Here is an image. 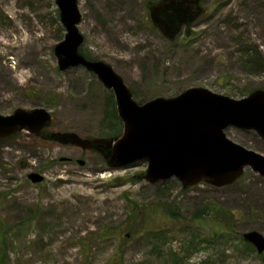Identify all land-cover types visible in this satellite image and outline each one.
Instances as JSON below:
<instances>
[{
	"label": "rangeland",
	"instance_id": "374dc122",
	"mask_svg": "<svg viewBox=\"0 0 264 264\" xmlns=\"http://www.w3.org/2000/svg\"><path fill=\"white\" fill-rule=\"evenodd\" d=\"M168 1L78 0L80 53L110 65L140 105L190 88L233 100L264 91V0H189L199 13L172 40L150 18ZM64 34L55 0H0V115L43 108L52 117L41 137L22 131L1 142L0 264H264L242 239L264 237V178L249 168L222 188L151 185L145 163L109 170L98 153L50 139L122 133L111 91L83 67L58 71L53 48ZM24 37L41 52L25 59L6 46ZM224 134L264 156L255 132ZM33 172L44 181L32 184Z\"/></svg>",
	"mask_w": 264,
	"mask_h": 264
},
{
	"label": "water",
	"instance_id": "95a60500",
	"mask_svg": "<svg viewBox=\"0 0 264 264\" xmlns=\"http://www.w3.org/2000/svg\"><path fill=\"white\" fill-rule=\"evenodd\" d=\"M189 0L168 1V39L192 22ZM197 4V0H194ZM59 22L65 34L53 48L59 72L83 67L102 86L112 92L116 113L122 123L120 137L81 138L75 133H53L50 139L69 144L82 151L98 153L109 170H119L145 163L144 180L157 184L176 179L183 189L202 182L222 188L238 181L246 168L264 178V156L247 150L224 134L228 127L253 131L264 139V91L255 90L240 100L217 95L203 88H190L172 98H156L137 104L122 78L102 61L87 60L80 47L84 38L79 32L81 13L78 0H55ZM160 12V11H158ZM153 25L163 30L157 12L150 13ZM166 34V33H165ZM51 114L43 108L16 109L0 115L1 142L18 132L26 131L41 137L50 126ZM68 159L60 158L63 162ZM77 164L84 162L77 160ZM27 179L35 185L44 181L36 172ZM258 255L264 253V237L257 231L242 234Z\"/></svg>",
	"mask_w": 264,
	"mask_h": 264
},
{
	"label": "bare ground",
	"instance_id": "6f19581e",
	"mask_svg": "<svg viewBox=\"0 0 264 264\" xmlns=\"http://www.w3.org/2000/svg\"><path fill=\"white\" fill-rule=\"evenodd\" d=\"M6 13H10L12 14V20H13V23H14V27L16 29H18V24L16 22V19H15V14H14V11H13V7H8L6 8ZM6 46H11L17 50L20 51L21 53V58H25L26 59V56H28L30 53H39L41 52V48L39 46H36V44L34 42H30L28 40V38L24 37L21 44L18 45V42H12V41H8V43H6ZM21 77H26L25 75H21ZM28 77V76H27ZM30 78H33V77H30Z\"/></svg>",
	"mask_w": 264,
	"mask_h": 264
},
{
	"label": "flooded vegetation",
	"instance_id": "af4514ba",
	"mask_svg": "<svg viewBox=\"0 0 264 264\" xmlns=\"http://www.w3.org/2000/svg\"><path fill=\"white\" fill-rule=\"evenodd\" d=\"M164 7H165L164 9H159L158 10L160 12H157L156 23L159 22V24H161L162 26H164L168 30V14H170V10H168V12H167L166 11V9L168 8L167 5L164 6ZM66 159H68V160L63 161V162H66V163L72 162L71 158H66Z\"/></svg>",
	"mask_w": 264,
	"mask_h": 264
},
{
	"label": "trees",
	"instance_id": "16d2710c",
	"mask_svg": "<svg viewBox=\"0 0 264 264\" xmlns=\"http://www.w3.org/2000/svg\"><path fill=\"white\" fill-rule=\"evenodd\" d=\"M83 55V54H82ZM84 56V55H83ZM87 60H90V61H93V60H91V59H89V58H87L86 56H84ZM113 118H115L116 119V121L119 119L118 118V116H117V113L115 114L114 113V116H113ZM118 118V119H117ZM121 122V121H120ZM117 123H118V125H119V122L117 121Z\"/></svg>",
	"mask_w": 264,
	"mask_h": 264
}]
</instances>
